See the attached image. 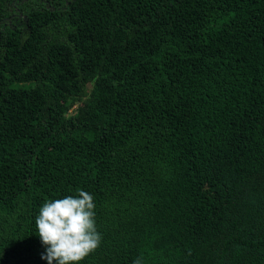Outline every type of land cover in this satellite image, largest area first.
Returning <instances> with one entry per match:
<instances>
[{
	"label": "trees",
	"instance_id": "16d2710c",
	"mask_svg": "<svg viewBox=\"0 0 264 264\" xmlns=\"http://www.w3.org/2000/svg\"><path fill=\"white\" fill-rule=\"evenodd\" d=\"M77 189L79 264H264V0H0V264Z\"/></svg>",
	"mask_w": 264,
	"mask_h": 264
},
{
	"label": "clouds",
	"instance_id": "9594fccd",
	"mask_svg": "<svg viewBox=\"0 0 264 264\" xmlns=\"http://www.w3.org/2000/svg\"><path fill=\"white\" fill-rule=\"evenodd\" d=\"M94 196L84 189L46 200L35 216V233L47 264H79L100 245Z\"/></svg>",
	"mask_w": 264,
	"mask_h": 264
},
{
	"label": "flooded vegetation",
	"instance_id": "af4514ba",
	"mask_svg": "<svg viewBox=\"0 0 264 264\" xmlns=\"http://www.w3.org/2000/svg\"><path fill=\"white\" fill-rule=\"evenodd\" d=\"M25 1H28V0H25ZM17 9V8H16ZM15 14H13V16H14ZM12 15L10 16V17H8L7 19H10L11 17H13Z\"/></svg>",
	"mask_w": 264,
	"mask_h": 264
}]
</instances>
